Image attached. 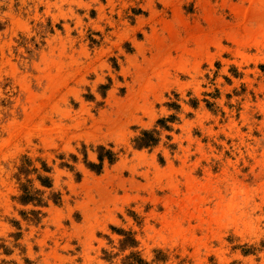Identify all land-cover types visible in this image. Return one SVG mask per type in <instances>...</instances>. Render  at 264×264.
<instances>
[{
	"label": "rangeland",
	"instance_id": "rangeland-1",
	"mask_svg": "<svg viewBox=\"0 0 264 264\" xmlns=\"http://www.w3.org/2000/svg\"><path fill=\"white\" fill-rule=\"evenodd\" d=\"M0 264H264V0H0Z\"/></svg>",
	"mask_w": 264,
	"mask_h": 264
},
{
	"label": "trees",
	"instance_id": "trees-1",
	"mask_svg": "<svg viewBox=\"0 0 264 264\" xmlns=\"http://www.w3.org/2000/svg\"><path fill=\"white\" fill-rule=\"evenodd\" d=\"M143 135H144V138L137 140L136 148L141 149L144 147H149V146L154 145L156 143L155 140H149V137L151 136L150 133L145 132ZM100 159L103 160V158H100ZM110 161L112 162L113 160L111 159Z\"/></svg>",
	"mask_w": 264,
	"mask_h": 264
}]
</instances>
